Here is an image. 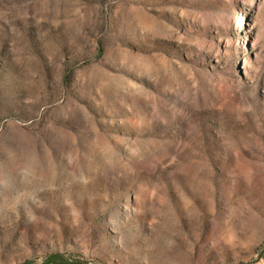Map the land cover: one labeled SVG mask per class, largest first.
<instances>
[{
  "label": "rangeland",
  "instance_id": "1",
  "mask_svg": "<svg viewBox=\"0 0 264 264\" xmlns=\"http://www.w3.org/2000/svg\"><path fill=\"white\" fill-rule=\"evenodd\" d=\"M64 262L264 264V0H0V264Z\"/></svg>",
  "mask_w": 264,
  "mask_h": 264
},
{
  "label": "trees",
  "instance_id": "2",
  "mask_svg": "<svg viewBox=\"0 0 264 264\" xmlns=\"http://www.w3.org/2000/svg\"><path fill=\"white\" fill-rule=\"evenodd\" d=\"M50 263H52V261H51ZM62 264H71V263H70V262H64V263H62Z\"/></svg>",
  "mask_w": 264,
  "mask_h": 264
}]
</instances>
